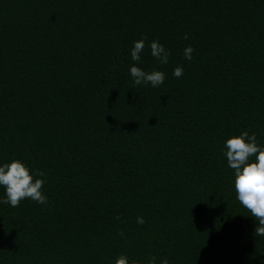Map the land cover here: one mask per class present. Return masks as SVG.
I'll use <instances>...</instances> for the list:
<instances>
[{"label": "trees", "instance_id": "1", "mask_svg": "<svg viewBox=\"0 0 264 264\" xmlns=\"http://www.w3.org/2000/svg\"><path fill=\"white\" fill-rule=\"evenodd\" d=\"M243 131L264 147V0H0V166L47 197L0 203V264H264L224 154Z\"/></svg>", "mask_w": 264, "mask_h": 264}, {"label": "clouds", "instance_id": "2", "mask_svg": "<svg viewBox=\"0 0 264 264\" xmlns=\"http://www.w3.org/2000/svg\"><path fill=\"white\" fill-rule=\"evenodd\" d=\"M144 37L134 42L131 49V58L133 61L140 60V54L145 49ZM187 39V37H185ZM151 55L161 64L168 63V51L158 42L152 41L149 45ZM194 49L192 46L185 47L183 55L185 59L191 60ZM131 77L136 85L141 83L151 84L152 87H158L163 84L165 75L162 71L153 70L146 72L137 66H131ZM183 75V68L176 67L173 70V76L179 78ZM225 156L228 166L234 172V187L238 201L250 211L251 216L258 221L254 234L258 237L264 236V147L257 144L255 134L249 135L243 131L238 136H233L225 141ZM255 158L254 160L252 158ZM44 172L37 170L36 177H44ZM45 180L42 178L34 179L33 174L25 164L19 160L13 159L10 163L0 166V186L5 188L6 199L0 203L8 204L13 208L19 207L24 199H31L38 204H46L47 197L42 193V187ZM119 217H117L118 219ZM138 224H143L144 218H136ZM123 235V233H121ZM157 258L152 256L146 261L131 260L120 255L116 258L115 264H156ZM160 264H169L167 257L160 260Z\"/></svg>", "mask_w": 264, "mask_h": 264}]
</instances>
